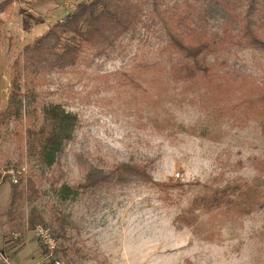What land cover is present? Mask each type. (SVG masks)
Returning a JSON list of instances; mask_svg holds the SVG:
<instances>
[{"label":"rangeland","instance_id":"374dc122","mask_svg":"<svg viewBox=\"0 0 264 264\" xmlns=\"http://www.w3.org/2000/svg\"><path fill=\"white\" fill-rule=\"evenodd\" d=\"M87 1L0 0V264H264V48L245 32L264 38V0H139L141 21L108 55L46 74L4 119L24 46ZM166 24L211 42L216 71L190 77ZM50 103L78 123L48 165L28 129ZM121 162L154 182L78 186Z\"/></svg>","mask_w":264,"mask_h":264},{"label":"trees","instance_id":"16d2710c","mask_svg":"<svg viewBox=\"0 0 264 264\" xmlns=\"http://www.w3.org/2000/svg\"><path fill=\"white\" fill-rule=\"evenodd\" d=\"M234 1L218 0L223 7L230 6ZM141 11L142 4L139 0H90L77 4L63 19L54 22L44 33L24 46L22 58L17 59L13 66L11 93L2 117H22L25 106L29 105L26 98H31L37 81L46 74L63 72L81 63L89 68L97 59L108 55L120 38L141 21ZM165 32L170 48L192 62L187 69L190 77L197 76L199 72L216 71L214 65L208 62V56L214 52L211 42L196 40L167 24ZM245 32L252 45L264 48V38L250 25H246ZM123 75L134 82L131 75ZM218 77L222 78V75ZM259 101L264 102V93L259 95ZM41 117L39 126L28 130L38 142L42 159L51 165L64 143L72 139L78 116L59 104L50 103L43 106ZM129 179H139L147 184L154 182L147 164L121 162L110 171L92 169L85 181L78 186L87 189L104 182L124 183ZM16 186L15 183L12 184L13 198ZM31 188L34 189V185ZM45 223L39 213L33 212L29 216L30 229L35 230Z\"/></svg>","mask_w":264,"mask_h":264},{"label":"built area","instance_id":"2783aa9c","mask_svg":"<svg viewBox=\"0 0 264 264\" xmlns=\"http://www.w3.org/2000/svg\"><path fill=\"white\" fill-rule=\"evenodd\" d=\"M14 181L16 182L17 180L14 179ZM38 231L40 232V234L42 235V237L44 238L46 244L53 249L55 247V241L54 239L51 237L49 230L47 228L44 227H39Z\"/></svg>","mask_w":264,"mask_h":264}]
</instances>
